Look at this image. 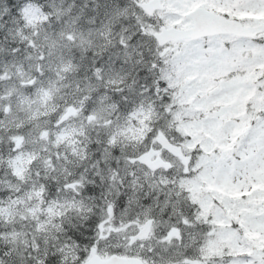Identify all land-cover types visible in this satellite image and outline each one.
Listing matches in <instances>:
<instances>
[{"label": "snow or ice", "instance_id": "obj_1", "mask_svg": "<svg viewBox=\"0 0 264 264\" xmlns=\"http://www.w3.org/2000/svg\"><path fill=\"white\" fill-rule=\"evenodd\" d=\"M0 264H264V0H0Z\"/></svg>", "mask_w": 264, "mask_h": 264}]
</instances>
